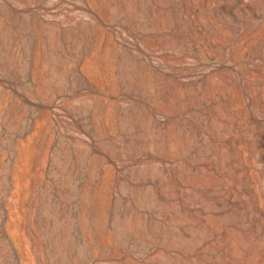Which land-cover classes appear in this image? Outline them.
I'll return each instance as SVG.
<instances>
[{
    "label": "rangeland",
    "instance_id": "374dc122",
    "mask_svg": "<svg viewBox=\"0 0 264 264\" xmlns=\"http://www.w3.org/2000/svg\"><path fill=\"white\" fill-rule=\"evenodd\" d=\"M263 140L264 0H0V264H264Z\"/></svg>",
    "mask_w": 264,
    "mask_h": 264
},
{
    "label": "bare ground",
    "instance_id": "6f19581e",
    "mask_svg": "<svg viewBox=\"0 0 264 264\" xmlns=\"http://www.w3.org/2000/svg\"><path fill=\"white\" fill-rule=\"evenodd\" d=\"M209 1V0H208ZM221 1V0H220ZM240 1V0H239ZM96 2V1H95ZM151 3V2H150ZM191 3V2H190ZM258 3H259V0H258ZM242 4V3H241ZM258 5H260V4H258ZM193 6V5H192ZM245 6V5H244ZM262 6V5H261ZM161 7V6H160ZM177 7V6H176ZM216 7V6H215ZM238 7V6H237ZM170 8V7H169ZM222 8V7H221ZM244 8V7H243ZM184 9V8H183ZM233 9H234V7H233ZM238 9V8H237ZM258 9H259V7H258ZM198 10V9H197ZM221 10V9H220ZM224 10V9H223ZM222 10V11H223ZM248 10H250V9H248ZM255 10V9H254ZM113 12V11H112ZM224 12V11H223ZM238 11H236V13H237ZM220 13V12H219ZM235 13V14H236ZM254 13V12H253ZM133 14V13H132ZM232 14V13H231ZM257 14H258V12H257ZM196 15V14H195ZM261 15V14H260ZM185 16V15H184ZM227 16V15H226ZM238 16V15H237ZM257 16V15H256ZM123 17V16H122ZM254 17V16H253ZM260 16H258V18H259ZM235 18V17H234ZM240 18V17H239ZM231 19H233V18H231ZM230 19V20H231ZM183 20V19H182ZM192 20V19H191ZM205 20V19H204ZM225 20V19H224ZM239 20V19H238ZM258 20V19H257ZM232 21V20H231ZM234 21V20H233ZM241 21V20H240ZM148 22V21H147ZM197 22V21H196ZM209 22V21H208ZM207 22V23H208ZM187 23V22H186ZM230 23V22H229ZM198 24H199V22H198ZM227 24V23H226ZM192 25V24H191ZM249 25V24H248ZM257 25V24H256ZM193 26V25H192ZM189 27V26H188ZM206 27V26H205ZM223 27V26H222ZM194 28V27H193ZM246 28V27H245ZM202 29V28H201ZM208 29V28H207ZM211 29V28H210ZM252 30V29H251ZM213 31V30H212ZM199 32V31H198ZM179 35V34H178ZM192 35H194V34H192ZM197 37H198V35H196ZM156 38V37H155ZM177 38V37H176ZM211 38H212V36H211ZM191 39V38H190ZM196 39V38H195ZM239 39V38H238ZM159 40V39H158ZM206 40V39H205ZM195 41V40H194ZM191 42V41H190ZM233 42V41H232ZM237 42V41H236ZM234 43V42H233ZM197 44V43H196ZM212 46V45H211ZM221 46V45H220ZM215 47V46H214ZM231 47V46H230ZM227 48V47H226ZM262 50V49H261ZM258 51V50H257ZM196 53V52H195ZM133 54V53H132ZM197 54V53H196ZM199 55V54H198ZM227 57V56H226ZM125 58H126V56H125ZM201 59V58H200ZM82 60V59H81ZM213 60V59H212ZM152 65V64H151ZM78 66V65H77ZM247 68V67H246ZM254 68H256V67H254ZM221 69V68H220ZM154 71V70H153ZM250 72V71H249ZM100 73V72H99ZM192 74V73H191ZM166 75V74H165ZM198 75V74H197ZM169 76V75H168ZM246 77V76H245ZM85 79V78H84ZM228 79V78H227ZM231 80V79H230ZM180 82V81H179ZM195 82V81H194ZM198 82V81H197ZM251 82V81H250ZM177 84V83H176ZM253 84V83H252ZM206 85V84H205ZM257 87V86H256ZM123 89V88H122ZM100 91V90H99ZM206 91V90H205ZM235 92V91H234ZM167 94V93H166ZM189 95V94H188ZM117 97V96H116ZM195 97V96H194ZM197 97V96H196ZM223 97V96H222ZM243 97V96H242ZM107 98H108V96H107ZM187 99V98H186ZM246 99V98H245ZM108 102V101H107ZM228 102V101H227ZM201 104V103H200ZM106 105V104H105ZM205 105V104H204ZM227 105V104H226ZM247 105V104H246ZM257 105V104H256ZM225 108V107H224ZM213 111V110H212ZM261 111V110H260ZM151 114V113H150ZM255 114V113H254ZM204 115V114H203ZM202 117V116H201ZM253 118V117H252ZM251 118V119H252ZM156 119V118H155ZM153 120H154V118H153ZM228 122V121H227ZM237 122V121H236ZM117 124V123H116ZM190 124V123H189ZM105 126V125H104ZM212 126V125H211ZM222 126V125H221ZM225 126V125H224ZM227 126V125H226ZM248 126V125H247ZM228 127V126H227ZM105 128V127H104ZM180 128V127H179ZM257 128V127H256ZM208 130V129H207ZM247 130V129H246ZM215 131V130H214ZM220 131V130H219ZM197 132V131H196ZM191 133V132H190ZM189 135H191V134H189ZM212 135V134H211ZM182 136V135H181ZM122 137H124V135L122 136ZM243 137V136H242ZM209 138V137H208ZM233 138V137H232ZM227 139V138H226ZM207 140V139H206ZM128 141V140H127ZM264 141V140H263ZM263 143V142H262ZM258 144V143H257ZM235 145V144H234ZM259 145V144H258ZM262 145V144H261ZM117 146V145H116ZM214 146V145H213ZM217 146V145H216ZM225 147V146H224ZM194 148V147H193ZM226 148V147H225ZM235 149V148H234ZM245 149V148H244ZM227 150V149H226ZM188 152H189V150H187ZM232 151V150H231ZM258 152V151H257ZM141 153V152H140ZM211 153V152H210ZM198 154V153H197ZM229 154V153H228ZM238 154V153H237ZM263 154V153H262ZM208 155H209V153H208ZM264 155V154H263ZM13 156V155H12ZM199 156V155H198ZM207 156V155H206ZM116 158V157H115ZM249 158H251V157H249ZM264 158V157H263ZM221 159V158H220ZM231 159V158H230ZM213 162V161H212ZM242 162V161H241ZM259 162V161H258ZM145 164V163H144ZM148 164V163H147ZM171 164V163H170ZM185 164V163H184ZM235 164V163H234ZM173 165V164H172ZM200 165V164H199ZM213 165V164H212ZM216 165H217V163H216ZM230 165V164H229ZM237 165V164H236ZM221 166V165H220ZM97 167H98V165H97ZM145 167V166H144ZM243 167V166H242ZM133 168V167H132ZM163 168V167H162ZM161 168V169H162ZM165 168V167H164ZM213 168V167H212ZM208 169V168H207ZM218 169V168H217ZM100 170V169H99ZM130 170V169H129ZM176 170V169H175ZM246 170V169H245ZM150 171V170H149ZM215 171V170H214ZM100 172V171H99ZM158 172V171H157ZM177 172V171H176ZM236 172V171H235ZM248 172V171H247ZM166 173V172H165ZM98 174V173H97ZM179 174V173H178ZM224 174V173H223ZM167 176V175H166ZM95 178V177H94ZM98 179H99V177H98ZM231 179V178H230ZM247 179V178H246ZM230 181V180H229ZM96 182V181H95ZM154 182V181H153ZM224 182V181H223ZM125 183V182H124ZM153 184V183H152ZM156 184V183H155ZM199 184V183H198ZM226 184V183H225ZM236 184V183H235ZM244 184V183H243ZM125 185V184H124ZM215 185V184H214ZM237 185V184H236ZM253 185V184H252ZM182 186V185H181ZM136 187V186H135ZM159 187V186H158ZM189 187V186H188ZM210 187V186H209ZM220 187V186H219ZM152 188V187H151ZM163 188V187H162ZM179 188V187H178ZM186 188V187H185ZM215 188V187H214ZM118 189V188H117ZM182 189V188H181ZM190 189V188H189ZM157 190V189H156ZM193 190V189H192ZM196 191V190H195ZM91 192H92V190H91ZM226 192V191H225ZM178 193V192H177ZM115 194V193H114ZM224 194V193H223ZM242 194V193H241ZM128 195V194H127ZM257 195V194H256ZM164 196V195H163ZM215 196V195H214ZM255 196V195H254ZM232 197V196H231ZM118 198V197H117ZM195 198V197H194ZM222 198V197H221ZM57 199V198H56ZM120 199V198H119ZM183 199V198H182ZM163 200V199H162ZM229 200H231V199H229ZM115 201V200H114ZM185 201V200H184ZM61 202V201H60ZM189 202V201H188ZM52 203V202H51ZM132 203V202H131ZM145 203V202H144ZM222 203V202H221ZM64 204V203H63ZM225 204V203H224ZM249 206H250V204H249ZM60 207V206H59ZM121 208V207H120ZM193 208V207H192ZM237 208V207H236ZM189 209V208H188ZM210 209V208H209ZM234 209V208H233ZM124 210V209H123ZM134 210V209H133ZM243 210V209H242ZM5 211V210H4ZM88 211V210H87ZM188 211V210H187ZM226 211V210H225ZM203 212V211H202ZM113 213V212H112ZM211 213V212H210ZM215 213H217V212H215ZM250 213V212H249ZM251 213H253V212H251ZM5 214V213H4ZM47 214V213H46ZM66 214V213H65ZM146 214V213H145ZM152 214V213H151ZM155 214V213H154ZM91 215V214H90ZM141 215V214H140ZM224 215V214H223ZM5 216V215H4ZM63 216V215H62ZM213 216V215H212ZM237 216V215H236ZM243 216V215H242ZM89 217V216H88ZM108 217V216H107ZM120 217V216H119ZM240 218V217H239ZM132 219V218H131ZM207 219V218H206ZM162 221V220H161ZM205 221V220H204ZM3 222H4V220H3ZM245 222V221H244ZM158 223V222H157ZM218 223V222H217ZM232 223V222H231ZM123 224V223H122ZM229 224V223H228ZM236 225V224H235ZM142 226V225H141ZM177 226V225H176ZM255 226V225H254ZM2 227V226H1ZM108 227V226H107ZM180 227V226H179ZM196 227V226H195ZM235 227V226H234ZM263 227V226H262ZM88 228V227H87ZM178 228V227H177ZM182 228V227H181ZM227 228V227H226ZM239 228V227H238ZM220 229V228H219ZM109 230V229H108ZM121 230V229H120ZM114 231V230H113ZM263 232V231H262ZM118 233V232H117ZM240 233H242V232H240ZM261 233V232H260ZM56 234V233H55ZM5 235V234H4ZM128 235V234H127ZM2 236H3V234H2ZM207 236V235H206ZM5 238V237H4ZM170 238V237H169ZM137 239V238H136ZM209 239V238H208ZM231 239V238H230ZM257 239V238H256ZM146 240V239H145ZM211 240V239H210ZM132 241V240H131ZM3 242V241H2ZM47 242V241H46ZM178 242V241H177ZM231 242V241H230ZM67 243H68V241H67ZM140 244V243H139ZM138 244V245H139ZM209 244V243H208ZM227 244V243H226ZM146 245V244H145ZM9 246V245H8ZM137 246V245H136ZM218 246V245H217ZM225 246V245H224ZM223 247V246H222ZM147 248V247H146ZM221 252V251H220ZM178 253V252H177ZM219 253V252H218ZM209 255V254H208ZM218 255V254H217ZM56 257V256H55ZM174 257V256H173ZM221 257H223V255L221 256ZM213 258V257H212ZM70 260V259H69ZM225 260V259H224ZM180 263V262H179ZM208 264V263H207ZM211 264V263H210ZM216 264V263H215Z\"/></svg>",
    "mask_w": 264,
    "mask_h": 264
}]
</instances>
